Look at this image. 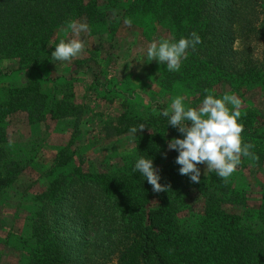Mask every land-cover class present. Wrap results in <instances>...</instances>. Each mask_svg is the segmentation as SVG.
Here are the masks:
<instances>
[{"label": "trees", "instance_id": "1", "mask_svg": "<svg viewBox=\"0 0 264 264\" xmlns=\"http://www.w3.org/2000/svg\"><path fill=\"white\" fill-rule=\"evenodd\" d=\"M115 8L119 19L164 27L163 40L200 36L179 70H166L162 85L180 83L196 101L215 97L214 89L223 84L264 89V0H0V60L15 62L14 69H0V79L22 70L32 74L23 83L0 85V192L26 165L8 149L9 120L76 122L81 114L71 86L40 67L51 57L45 44L54 28L70 20L89 28ZM44 81L50 82V93L42 91ZM162 112L156 107L138 115L123 108L103 128L113 137L146 126L120 164L80 158L54 172L71 160L67 145L56 151L47 183L35 194L24 264H264V189L256 208L245 212L236 207L239 191L229 180L211 175L197 184L179 174L178 152L168 149V141L181 133ZM238 122L242 139L264 149V114L242 109ZM165 154L170 160L161 166ZM140 157L152 159L159 183L170 185L167 192H154L133 172ZM193 189L200 192L199 208L182 225L178 213L187 208Z\"/></svg>", "mask_w": 264, "mask_h": 264}, {"label": "rangeland", "instance_id": "2", "mask_svg": "<svg viewBox=\"0 0 264 264\" xmlns=\"http://www.w3.org/2000/svg\"><path fill=\"white\" fill-rule=\"evenodd\" d=\"M118 11L116 8L111 10L103 22L90 25L81 32L79 38L85 43V51L79 57L71 61H56L50 57L40 66L45 75L71 86L75 104L81 110L76 122L67 117L31 124L12 119L5 124L8 149L16 157H22L26 165L15 181L0 192V264L25 263L29 244L28 219L36 207L35 194L45 187L52 158L61 146L67 145L71 160L65 167L55 168L54 172L76 165L80 158L85 162L120 164L132 153L133 137L130 133L106 137L103 128L123 108L138 115H145L148 109L156 107L171 113V104L177 97L183 98L186 110L202 105L203 101H196L192 97L194 94L180 83L170 88L162 85L160 78L168 69L167 64L147 60L150 44L164 41L161 36H166L164 27L154 25L155 29L150 28L143 19L134 17L119 19L114 15ZM72 23L80 24L70 20L55 27L45 48L52 52L61 40L76 38L70 27ZM14 68V60H0V69ZM31 75L27 70L12 72L9 77L0 79V85L23 83ZM50 85L44 81L42 91L50 93ZM214 91L217 99L224 95L238 97L243 102L240 111L248 108L264 114V89H233V86L223 84ZM228 107L231 112L233 106ZM180 138H183L182 134ZM243 142L251 143L245 139ZM250 151L258 160L241 156V164L227 179L239 191L240 205L236 207L245 212L256 208L264 189V149L254 146ZM169 160L166 155L161 166ZM198 166L201 178L217 175L209 172L205 165ZM199 203L200 192L193 189L187 208L178 213L182 225L190 223L187 217L198 210Z\"/></svg>", "mask_w": 264, "mask_h": 264}, {"label": "clouds", "instance_id": "3", "mask_svg": "<svg viewBox=\"0 0 264 264\" xmlns=\"http://www.w3.org/2000/svg\"><path fill=\"white\" fill-rule=\"evenodd\" d=\"M70 27L76 38L61 40L51 52L53 60L71 61L84 53L85 43L79 37L87 26L72 23ZM201 42L196 32H192L190 38L182 37L175 42L154 41L147 49V60L166 63L169 71H178L182 59H187V50L191 48L194 51L196 45ZM182 100V97L174 99L171 104V115L168 110L161 113L168 117V125L183 136L168 141V149L178 152L175 163L180 165L179 174L188 176L191 182L198 184L201 177L198 165H205L209 172H215L227 181L241 164V156L258 160L250 151L254 145L244 143L242 139L244 127L238 122V118L241 116L243 102L238 97L224 95L217 99L213 95H206L198 109L190 107L187 110ZM228 105L233 106L231 112ZM145 127L140 124L130 128L129 132L135 137L138 130L142 131ZM133 172H139L156 193L167 192L170 189V185L159 183L161 177L152 159L144 157L137 159Z\"/></svg>", "mask_w": 264, "mask_h": 264}]
</instances>
